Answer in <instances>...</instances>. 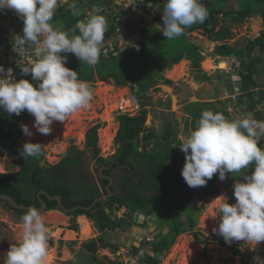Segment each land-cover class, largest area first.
<instances>
[{"label": "rangeland", "instance_id": "374dc122", "mask_svg": "<svg viewBox=\"0 0 264 264\" xmlns=\"http://www.w3.org/2000/svg\"><path fill=\"white\" fill-rule=\"evenodd\" d=\"M115 1H118L117 4L126 6L129 0ZM163 1L167 2V0ZM236 3V0H231L230 4L224 5V3L219 4L217 1L214 8L218 9L219 7L228 6L229 9L236 11ZM86 4L87 0H59L56 12L67 10L70 6L76 8V10L73 9V12L75 11L79 14L80 12L82 13V6ZM84 11L87 19L93 15L106 17L103 12L94 11L92 13V7L90 8V6H84ZM226 12L229 11L226 10ZM78 14L74 15V17H77ZM224 14L226 15V13ZM224 14L217 17L218 23H216L215 32L220 29H229L231 31L228 35L230 36L229 40L219 43L220 46L228 44L236 49H247L248 43L257 39L261 33H264V19L261 15H254V18H250L249 21L246 20L245 24L236 25L231 22L229 16L226 15L228 17L226 18ZM16 17L21 19L18 15ZM65 18H63V24H67L65 23ZM122 20L120 31L117 30L119 34H116L110 40L112 42L106 45L111 52L110 55L121 57L105 62L98 71L95 70L96 82H90L94 90L90 106L70 116L65 123L54 122L51 126L52 131L48 135L40 134L33 127L34 117L27 110L23 111L16 129V137L11 143L13 145L6 146L4 155L0 157V173H19L22 168V159L20 156L14 155L13 152L23 149V145L26 143H40L43 145L40 153L43 156L41 161L43 166H57L69 156L74 157L78 153H84V163L81 167L73 165L66 167L65 171L68 173V180L79 187L85 182L101 189L99 167L102 163L98 158L94 157L92 150L87 147L88 133L95 127H98L99 156L111 160L118 151L116 138L120 129V117L123 115L128 114L135 117L146 109V126L148 129L158 132L166 125H173L175 135L181 141V145H172V149L176 151L182 146L184 138H187L191 131L195 129L194 126L188 125V121L195 120L190 108L195 103L200 102L202 105H212L209 106V109H203L202 111L199 109L198 113L200 115L205 110H211L214 113H222L230 121L241 120L249 116L245 106L236 107L237 102L228 100L229 97L226 96L227 92L231 94V87L228 85L230 81L228 79L231 80L232 74L240 70L243 71V68L246 67V62L238 58L219 57L216 53L217 48L220 47L219 44H210L214 33L197 30L187 34L186 41L198 47V51H200L204 60L197 62L198 65H194L191 60H186L188 65H186L183 72L172 73L176 65L171 69H166V63L170 57L173 59L181 51H187L182 47V49H172L165 42H162L154 48L151 47L149 51L137 55V51L133 50L136 42L134 41L135 44L132 46L134 42L131 43L133 39H130L126 41V48H128L126 53L130 52L126 54L123 52L125 48H123V51L121 49L123 37L124 39L126 37L129 39L131 36H136L137 41L140 40L139 35L136 34L138 31L150 30L152 34L155 32L162 34L163 20L161 19L158 22L159 24L156 23L152 27L148 23L145 29H141L140 26L144 23L142 17L138 12L136 14L130 10L125 13ZM56 24V27L59 26L61 31V28H63L61 20ZM126 26V33L121 35L125 31L124 28ZM181 36L176 39H180ZM171 45L176 44L173 43ZM255 53L254 55H257L258 50H255ZM209 56L214 57L215 62L205 61ZM229 60L230 64L228 65L226 61ZM258 71L260 73L259 77L255 76V79L259 82L260 87H264V62L258 66ZM120 73L122 75L126 74L130 79L143 84H148L151 76L155 78V84L147 91L145 105L141 106L140 110L132 102L133 97H138L139 99V87H136V82L129 81L125 86H118L113 77L109 78ZM239 79L237 78L236 80ZM166 81H171L172 84H166ZM241 82L243 83L242 79ZM107 83L110 86L109 90L105 86ZM221 84L222 86H220ZM241 88L243 89V84ZM212 94H215V96L219 95L214 98L211 96ZM122 100L130 101V106H126L125 109L121 108ZM229 104L231 108L229 111L227 109L228 112L226 113L224 107ZM196 108L198 109V106ZM259 110L264 116V108L263 110L259 108ZM195 112L198 114L197 111ZM251 117L254 118L253 114H251ZM22 124L29 127L33 133L31 137L22 132ZM107 134L112 137L111 143L107 141ZM150 148L152 149V146ZM1 149L2 146L0 144V151ZM179 152L177 158L172 155L169 157L168 162L169 171L178 168L175 174L181 175L185 164V155L180 151V148ZM139 166L142 167L141 164ZM253 171L254 164H251L242 175L241 173H226L224 181L218 178V174L214 175L212 180L215 177L213 184L217 187L218 197L224 196L225 193L234 187L235 182H245V180L243 181L244 177L250 176ZM49 174L52 175L51 172ZM125 175L126 173L124 172L117 169L114 170L115 187L121 200L129 195V192L124 193L122 191L120 185ZM212 180L208 181V186L212 185ZM39 194L37 195L38 198ZM211 194L213 193L210 188L200 192H189L185 189V185L178 189L170 187L167 197L168 202L171 204L180 203V206L183 204V207L175 211L178 213L165 210L169 213L167 214L169 218H167V215L163 216V213H152V215L133 214L126 206H121V200L119 199L120 201L114 208H109L107 212H114L116 215L115 220L117 222L123 221V224L114 230L106 232V234L101 233L95 221L89 217L61 214L53 211L47 212L43 215V220L49 229L48 253L52 257L49 264H62L70 260L74 251L81 249L89 240L98 239L102 234L104 235V243L100 245L99 255L101 259L106 261V264L111 262L138 264L135 249L140 248L144 252L154 255L151 245L160 233L171 234V219L175 220L179 215L180 218L177 221L179 222L183 219L182 223H185L184 232L176 238L175 244L161 257V264H264V241L256 244L251 241L233 240L229 244L225 242L222 236L213 231V229H218L219 225V216H216L219 201H216L217 198L213 199ZM180 195L183 196L181 197L182 202L177 200ZM190 196L193 201L186 204L185 201ZM80 197L83 196L80 195ZM33 198L35 199L36 197L34 196ZM228 203L234 204L235 202ZM189 216H193L197 222L196 226L191 229L188 225ZM22 217L23 215L0 206V253L3 250L9 251L12 244L18 245L21 242L23 236ZM74 226L77 227V230H72ZM117 247V251L113 252L112 250Z\"/></svg>", "mask_w": 264, "mask_h": 264}, {"label": "clouds", "instance_id": "9594fccd", "mask_svg": "<svg viewBox=\"0 0 264 264\" xmlns=\"http://www.w3.org/2000/svg\"><path fill=\"white\" fill-rule=\"evenodd\" d=\"M58 2L0 0V12L12 10L23 20V35L15 36V45L21 50L26 45L35 46L36 59L28 60L21 70L25 76L31 74L32 80L38 82L34 87L27 79L16 81L12 69L5 70L0 66V73L5 74L0 76V109L17 116L27 110L34 117L33 127L42 135L51 133L54 122L65 123L79 110L88 108L93 99V86L79 79L77 71L65 66L67 56L62 53L74 54L81 62L95 66L101 57V46L108 29L106 17L93 15L87 21H79L76 27L80 34L69 38L68 33L56 30L51 23ZM115 5H110V9ZM97 8L93 6L91 12ZM119 8L122 7H115L114 11ZM73 14L78 13L74 11ZM207 16L202 0H167L161 14L149 23L152 26L159 21L157 19H162V34L166 40H171L183 35L186 27L203 23ZM240 73L232 74V81L228 79L233 91L231 94L227 92V96L235 103L244 95L241 86L239 90L234 86L235 78L241 77ZM21 130L29 137L33 135L27 125L22 124ZM263 139L264 121L255 120L251 114L230 121L222 113L205 110L197 127L179 147L185 155L181 175L191 188L206 186L216 174L221 181L226 179V173L242 175L254 162V171L244 177L245 182L234 183V204H229L223 195L216 199L219 201L216 215L219 216V225L213 231L226 243L243 240L258 244L264 241ZM42 148L40 143H26L20 155L24 158L36 156ZM22 220V240L18 245H11L4 264H45L49 229L42 212L29 207Z\"/></svg>", "mask_w": 264, "mask_h": 264}, {"label": "trees", "instance_id": "16d2710c", "mask_svg": "<svg viewBox=\"0 0 264 264\" xmlns=\"http://www.w3.org/2000/svg\"><path fill=\"white\" fill-rule=\"evenodd\" d=\"M109 1L110 0H88V5L92 7L97 4L102 5L109 3ZM211 1L213 2L212 6L209 7ZM217 1L219 4L224 3V5H228L231 2V0H202V3L208 12L207 19L203 23H196L190 27H186L180 39L177 40L176 37L171 40H166V38L161 33L155 32L152 34L149 32V30H144L142 32L141 42L133 50L137 51V55H141L143 52L149 51L151 47L154 48L159 43L165 42L166 45L172 47V49L182 47L184 50H187L186 52L181 51L173 59L170 57L166 63V69H171L174 65H177L182 60L184 61L186 57L188 60L193 61L194 65H198L197 62L203 61L204 57L200 54V51H198L197 46L186 41L187 34L197 30H204L206 33H214L212 34V41L224 43L226 40H229L230 36L228 35L231 30L229 31V29H220L218 32H215L216 23H218L217 17L221 14L226 13V15L231 18V22H233V24L235 23L236 25H243L246 18L253 16L254 13H261L264 17V0H236L239 4V10L232 12H226L228 6L219 7L218 9L214 8ZM258 6L260 9H257ZM162 8H165V4ZM73 9L76 10V8L69 6L67 10L56 12L53 17V20L60 19L62 16L66 17L65 21L67 24L65 27L63 26L61 30L68 33L69 38H71L73 35L80 34L79 29L76 26L79 21H84L85 18V15L81 12L78 14L80 17H74ZM226 15L224 14V16L228 18ZM54 28L59 30V27ZM74 29L75 32H73ZM114 33L115 29H108L105 32V38L113 35ZM173 43L176 45H171ZM134 44L135 42L133 45ZM255 50H258L257 55H254ZM216 53L219 57L238 58L246 62V67L243 68V71L240 70L241 79L243 81L242 90L244 95L239 98L237 106L244 105L248 114H253L255 120L264 121V116L259 110V108L261 110L264 108V87H260L259 82L257 79H255V76L259 77L260 74L258 71V66L264 62V33H261L257 39L248 43L247 49H236L235 47L225 44L218 47ZM62 54L67 56V63L65 65L66 67L77 71L79 79L93 83L96 82L94 77L95 70L98 71L101 68L102 63L110 60H102L95 66H89L88 64L81 62L74 54ZM120 57H116L115 59ZM111 59L113 60L114 58L111 57ZM205 61L215 62V58L209 56L205 59ZM112 77L118 86H125L129 81H135L136 87H139L138 96L141 106L145 105L147 91L152 85L155 84V78L152 76L150 77L148 84H143L142 82L132 80L127 77L126 74L122 75L121 73L116 74V76H110L109 78ZM166 82V84H172L171 81ZM31 83L34 87L38 84L37 81H32ZM229 86L232 87V84L229 83ZM232 91L233 90L231 89V92ZM246 99L247 101H245ZM196 106H198V109ZM209 106L212 105H202L201 103H198L191 106V113L193 114L195 120L188 121V125L194 126L196 128L197 122L201 116L200 113H198V110L201 109L202 111L203 109H209ZM224 109L227 113L228 111L226 106ZM195 111H197L198 114H196ZM20 116L21 114L19 116L15 114H8L3 109H0V144L2 146L0 157L4 155V148L6 146H10V144L13 143L12 140L16 137V129L19 124L18 122ZM146 123V109H144L142 113L135 117H132L128 114L120 117V129L116 138L118 151L111 160L99 156L100 149L98 147V127L91 129L88 133V149L92 150L94 157L98 158L102 164L112 166L111 170L109 172H105V174L112 176L115 168L121 166L126 168L124 171H126L128 174L129 180L126 186L129 195L127 199L125 198L121 200V206H126L135 214L152 215V213H163V216H165L169 214L165 210L172 213H178L175 211H177V209L180 207H183V204L180 206V203L171 204L168 202L167 197L170 187L173 189H178L185 185V189L189 192H200L206 188H211L212 193L216 194L217 187L213 184L215 177L211 182L212 185L191 188L186 184L185 181L183 182V177L181 175L177 176V174H175L177 169H172L169 171V157L175 155V158H177L180 153L179 148L177 151L173 150L172 145H181V141L175 135L174 126L166 125L157 132L155 130L148 129ZM151 146L152 149L150 148ZM259 147L263 148L262 145ZM21 151L22 149L13 152L14 155H18L22 159L21 171L19 173L1 175V192L3 194L11 195L18 201V203L38 208L41 205L37 195L41 191H47L51 196H61L64 205L68 209H73L78 206L90 207L94 201L102 195L97 186L83 182L81 187H79L74 182L68 180V173L65 171L66 167L69 165L81 167L84 163V153H78V155L74 157L69 156L57 166L43 167L41 165V161L43 160V156L41 154L24 158L20 155ZM139 164H141L142 167L139 166ZM50 172L52 175L49 174ZM135 172H138V175H141V177H138ZM109 183V180L104 182L105 186L109 185ZM113 192L115 193L114 190ZM150 192L152 195L148 194ZM80 195L83 197H80ZM31 196H35L36 198L34 199ZM41 197L48 203V210L58 209L57 201L51 202L45 196ZM181 197L183 196L180 195L177 200H181ZM117 200L118 199L111 203L110 209L114 208L115 204L118 203ZM182 201L183 200L180 202ZM192 201L193 199L190 196L186 199L185 203H192ZM6 207L10 208L9 205ZM95 209H97V213L91 211L87 214L93 221H95L101 232L114 230L118 228L119 225L123 224V221L117 222L114 219L116 217L114 212L107 213L106 209H102L101 203H99L98 207ZM82 213V211H77L72 215L78 216ZM19 214L24 216L26 211H19ZM167 218H169L168 215ZM178 218H180V215ZM177 219H171V234L165 235L163 232L160 233L157 236V239L151 245L154 255L144 252L143 249L140 248L135 249V254L138 257V264H161V257L169 251V249L175 244L176 238L182 232H184L185 223H182L183 219H181L179 222ZM188 222L190 229L194 228L197 224L193 216L188 217ZM72 230H77V227H72ZM117 249L118 247L112 251L116 252ZM110 264L124 263L111 262Z\"/></svg>", "mask_w": 264, "mask_h": 264}, {"label": "built area", "instance_id": "2783aa9c", "mask_svg": "<svg viewBox=\"0 0 264 264\" xmlns=\"http://www.w3.org/2000/svg\"><path fill=\"white\" fill-rule=\"evenodd\" d=\"M115 7L125 8L126 12L128 10L136 14L138 12L144 21V23L140 26L141 29H144L153 18L160 15L162 12L160 10V5H157L149 0H129L126 6L124 4H116L110 9V12L108 13L109 15L114 13ZM103 10L104 9L102 8H97L96 12H102ZM16 16L17 14L12 10L5 9L0 12V66H3L5 70L9 68L12 69V74L16 81L27 79L31 83L33 81L31 74L25 76L21 69L26 65L28 60L36 59L34 55L35 46H31L30 49V46L26 45L23 50L16 47L15 36H22L24 27L23 20L18 19ZM117 23L119 27H121L123 23L122 17L117 18ZM110 53L109 49L105 47L101 49L100 56L109 57ZM4 75V73H0V76ZM241 85V77L239 80L235 79L234 86L236 90H239ZM136 98L133 97L132 102L133 104L135 103V106L140 110L141 104L138 98V101ZM233 98L237 99V96H234Z\"/></svg>", "mask_w": 264, "mask_h": 264}, {"label": "water", "instance_id": "95a60500", "mask_svg": "<svg viewBox=\"0 0 264 264\" xmlns=\"http://www.w3.org/2000/svg\"><path fill=\"white\" fill-rule=\"evenodd\" d=\"M209 6L211 7L212 3H210ZM45 167H48V166H45ZM1 175H2V173H0V200L4 204H8L15 211H27V209L30 206L22 205V204L18 203V201L16 199H14L11 195L3 194L1 192V187H2ZM105 178H107L110 182L106 188L107 196L106 197L102 196V197L96 199L90 207L78 206V207L73 208V209H68L64 205L63 199L61 196L52 197L47 191H41L39 194V201H40L41 206L38 207L37 209H39L43 215L47 212H51L48 210V203L44 199H42V197H41V196H45L51 202H54V201L58 202V209L53 210V212H59L61 214H73L77 211H82L83 213L80 214V216L81 217H87V213L91 212L99 203L104 204L106 201V198L111 199L115 195L113 190L111 189L113 187V184H114V179L112 177H109V176L105 177ZM224 196L227 198L228 202H236L235 197H234V187H232L227 193H225ZM212 197H213V199H216V198H218V194H212ZM105 206H106V204H105ZM93 212L96 213L97 210H93ZM97 251H98V247H97L96 243H91L90 245H88L85 248V250L77 251L76 253H74L72 255V258L70 260L63 262L62 264H105L103 262L100 263L99 261H97V259L95 257Z\"/></svg>", "mask_w": 264, "mask_h": 264}, {"label": "crops", "instance_id": "0c3cea01", "mask_svg": "<svg viewBox=\"0 0 264 264\" xmlns=\"http://www.w3.org/2000/svg\"><path fill=\"white\" fill-rule=\"evenodd\" d=\"M111 1H113V2H111ZM237 2V1H236ZM118 3V1L116 2L115 0H110L109 1V3H106V4H102V5H99V4H97V5H95V7H98L99 9L100 8H102V9H104L103 11H104V15L106 16V19H107V23H108V29H115V33L113 34V35H110V36H108V37H106L105 39H104V41H103V44H102V46H101V49H103L104 47H106V45H108V44H110L112 41H110V40H112V38L114 37V36H116V34L118 35L119 34V25H118V23H117V18L118 17H123L124 15H125V13H127L126 12V10H125V8H119V9H117V10H115L114 11V13L113 14H111V15H109L108 13L110 12V5H112V4H117ZM237 4V7H236V11H238L239 10V4H238V2L236 3ZM84 6H89L88 5V1H87V4L86 5H84ZM84 6H83V8H82V14H84L85 15V11H84ZM91 7V6H90ZM93 7V6H92ZM257 9H260V7L258 6L257 7ZM227 11H229V12H232L233 11V9H229V7L226 9ZM235 11V10H234ZM94 13V12H93ZM74 15V14H73ZM254 15H261V17L264 19V17L262 16V14L261 13H254L253 14V16H251V17H248V18H246V20H248L249 21V19L251 18H254ZM65 16H62V17H60V19H57V20H53L51 23L53 24V26L54 27H56V23H58V22H60V20H61V23L63 24V18H64ZM136 17V16H135ZM89 18V17H88ZM87 20V17L85 16V18H84V21H86ZM134 20H136V18H134ZM157 20H160V19H157ZM246 20H245V22H244V24L246 23ZM65 23H66V21H65ZM56 24V25H55ZM159 24V23H158ZM156 24H154V25H152V26H155ZM63 26L65 27L66 26V24H63ZM151 26V27H152ZM59 27V26H58ZM57 27V28H58ZM107 29V30H108ZM126 29H127V26L124 28V32L121 34V35H124L125 33H126ZM117 30H119L118 32H117ZM59 31H60V29H59ZM62 31V30H61ZM65 32V31H64ZM73 32H75V29H74V31ZM141 34H140V33ZM142 32L143 31H138L136 34L137 35H139L138 37L140 38V40L139 41H137L138 39H137V37L136 36H131L129 39L126 37L125 39H124V37H123V40H122V42H121V45H122V51H123V48H125V50L123 51L124 53H126V50L128 49V48H126L127 47V42L126 41H128V40H130V39H133L132 41H131V43L132 42H136V45L134 46L135 48L137 47V45L141 42V40H142ZM149 32H150V30H149ZM219 43H222V42H214V41H212L210 44H219ZM112 46H113V44H111ZM120 45V46H121ZM219 46H220V44H219ZM131 48H133L132 46H131ZM135 48H133V49H135ZM130 51H128V53H129ZM127 53V54H128ZM63 55V54H62ZM111 57L112 58H116L117 56H115V55H113V54H111L110 55V57H100L99 58V62H101L102 60H108V59H110V60H112L111 59ZM119 57V56H118ZM206 58V57H205ZM224 58H226V57H224ZM234 59H237V58H234ZM109 60V61H110ZM185 61L186 60H188L187 59V57L184 59ZM183 61V60H182ZM181 61V62H182ZM189 61V60H188ZM180 62V63H181ZM227 63H228V65L230 64L229 62H230V60L229 61H226ZM104 63H102V65H103ZM95 77V76H94ZM95 80H96V78H95ZM84 81V80H83ZM90 83V82H89ZM93 83V82H92ZM95 83V82H94ZM229 85V84H228ZM220 86H222V84L220 85ZM222 88V87H221ZM226 89V88H225ZM225 89H223V90H225ZM215 93V92H214ZM219 95V94H218ZM217 95V96H218ZM212 97H217V96H215V94H212L211 95ZM227 96V95H226ZM229 100V99H228ZM221 102V101H220ZM198 103H200V102H198ZM198 103H195V104H198ZM222 103V102H221ZM195 104H193V105H195ZM212 104V103H211ZM192 106V105H191ZM229 107H227V109H228V111H229V109L231 108V106H230V104L228 105ZM236 107H238V108H240V107H244V105L243 106H237V104H236ZM191 108V107H190ZM176 169V168H175ZM243 181H244V179H243ZM239 182H241V181H239ZM211 189V188H210ZM212 191V190H211Z\"/></svg>", "mask_w": 264, "mask_h": 264}, {"label": "flooded vegetation", "instance_id": "af4514ba", "mask_svg": "<svg viewBox=\"0 0 264 264\" xmlns=\"http://www.w3.org/2000/svg\"><path fill=\"white\" fill-rule=\"evenodd\" d=\"M111 165H104V164H102L100 167H99V175H100V182H101V184H102V188L101 189H99V191L102 193V195L100 196V197H102V196H104V197H106L107 196V190H106V188H107V186L108 185H106L105 186V184H104V182L105 181H107L108 179L107 178H105V177H112L113 179H114V184H113V187H112V189L115 191V195H114V197L113 198H111V199H107L106 198V201H105V203L103 204V203H101L102 204V209H106V210H108L107 208H110V206H111V203H113V201H116V199H118L117 201L119 202L121 199H120V197H118V195H117V189H116V187H115V183H116V180H115V178H114V172H113V174H112V176L111 175H109V174H105V172H109L110 170H111ZM22 169V168H21ZM119 170V171H121V172H126V171H124L126 168L125 167H118V168H115V170ZM136 173V175L138 176V177H141V175H138V172H135ZM7 174H11V173H7ZM104 175V176H103ZM127 183H128V174H127V172H126V175H125V177L123 178V180L121 181V183H120V185H121V188H122V191L124 192V193H128V190H127ZM95 186V185H94ZM98 187V186H97ZM99 188V187H98ZM52 197H55V196H52ZM100 197H98V198H100ZM97 198V199H98ZM126 199H127V197H125ZM125 198H123V199H125ZM120 199V200H119ZM105 204H106V206H105ZM8 204H4L2 201L0 202V206H2V207H4V208H6V209H10L11 211H14V212H17V213H19V211H15L14 209H12L11 207L10 208H7L6 206H7ZM41 205V204H40ZM116 205V204H115ZM98 207V205L95 207V208H97ZM94 208V209H95ZM93 209V210H94ZM92 210V211H93ZM95 210H97V209H95ZM49 211H53V210H49ZM97 213V212H96ZM108 213V212H107ZM78 216H80V215H78ZM87 217H89L88 216V214H87ZM90 218V217H89ZM91 219V218H90ZM115 219V218H114ZM101 232V231H100ZM106 232H108V231H105V232H101V233H104V234H106ZM91 243H96V245H97V247H98V251H97V253H96V255H95V257H96V259H97V261H99L100 263H105L106 264V261H104L103 259H101L100 258V255H99V251H100V248H101V243H104V235L102 234V235H100V237L98 238V239H92V240H89V242L88 243H86L81 249H79L78 251H83V250H85V248L88 246V245H90ZM77 251H74V253H76ZM73 253V254H74Z\"/></svg>", "mask_w": 264, "mask_h": 264}, {"label": "bare ground", "instance_id": "6f19581e", "mask_svg": "<svg viewBox=\"0 0 264 264\" xmlns=\"http://www.w3.org/2000/svg\"><path fill=\"white\" fill-rule=\"evenodd\" d=\"M149 1H151V2H153V3H156L157 5H160V10L161 11H163L164 10V8H162L163 6H164V4H166L165 3V1H163V0H149ZM188 62H186L185 60L184 61H182L181 63H179V64H177L176 66H175V68L172 70V73H180V72H183L184 71V68L186 67V65H188L187 64ZM186 70V69H185ZM105 86H106V88H107V90H109L108 88H110V86H109V84L107 83V84H105ZM122 102H123V104H122V106H121V104H120V107L122 108H124L125 109V107L127 106V107H129L130 106V101H127V100H122ZM106 132V131H105ZM108 133V132H107ZM109 134H107V141L108 142H110L111 143V141H112V137L111 136H108ZM49 215V214H48ZM219 223V222H218ZM216 226V225H215ZM217 227V226H216ZM7 250H3L1 253H0V264H4V260L6 259V256H7ZM51 254H49L48 253V258H47V260H46V262H45V264H49L50 263V261H51V259H52V257L50 256Z\"/></svg>", "mask_w": 264, "mask_h": 264}]
</instances>
